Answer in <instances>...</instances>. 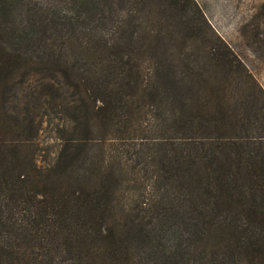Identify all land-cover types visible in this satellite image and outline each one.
Returning a JSON list of instances; mask_svg holds the SVG:
<instances>
[{
	"label": "trees",
	"instance_id": "trees-1",
	"mask_svg": "<svg viewBox=\"0 0 264 264\" xmlns=\"http://www.w3.org/2000/svg\"><path fill=\"white\" fill-rule=\"evenodd\" d=\"M46 4L0 0V264H264V90L219 36L185 54L197 1Z\"/></svg>",
	"mask_w": 264,
	"mask_h": 264
},
{
	"label": "rangeland",
	"instance_id": "rangeland-1",
	"mask_svg": "<svg viewBox=\"0 0 264 264\" xmlns=\"http://www.w3.org/2000/svg\"><path fill=\"white\" fill-rule=\"evenodd\" d=\"M37 3L39 6L48 3L55 2L56 0H31ZM202 9L207 23L200 21L201 27L203 28L204 40L192 41L189 48L185 49V54L195 53L199 57L206 56L205 48L209 39H213L214 35L219 36L227 46L237 54L247 69L253 74L254 78L258 81L260 86L264 90V0H196ZM46 4V5H47ZM41 11V10H40ZM211 28V29H210ZM177 34V39H178ZM70 56L72 62L75 63L77 60H82L81 52L77 46H73L70 49ZM170 55H173L171 52ZM187 55L186 57H188ZM170 58V57H169ZM172 59V58H170ZM170 64V60L167 59ZM181 65L185 64L184 57H181L179 61ZM203 63V62H200ZM223 81H225L223 79ZM244 88H240L242 83L234 76L230 77L226 81L231 92L236 94L244 95L245 92H250L252 88V80L248 78L242 79ZM58 123V120H54ZM156 119H144L141 123L142 129L154 131ZM123 143L119 142L113 148L119 150ZM41 159L46 161L52 167L56 166L57 153L60 151V142L54 141L50 138V133L46 130L42 133L41 142ZM103 146H96L94 151L96 152L98 160L107 159L106 163H114V153L112 150H104ZM123 149V148H122ZM130 151V149H124ZM125 151V152H126ZM130 157L128 155L125 160ZM45 163V162H42ZM45 165V166H46ZM151 174L149 173V177ZM54 177H58L54 174ZM123 180L138 179L137 188L139 190L138 195H142L145 187L143 176L135 175L133 172L127 171L122 174ZM134 185V184H133ZM133 187L125 185L123 187L119 203L118 210L120 215L123 213V209H131L136 205V202L140 201L139 196H134ZM173 190V189H172ZM175 199H174V198ZM178 198L181 199V193L179 190H173L170 196L171 204L175 206V203L179 202ZM179 204V203H178Z\"/></svg>",
	"mask_w": 264,
	"mask_h": 264
}]
</instances>
